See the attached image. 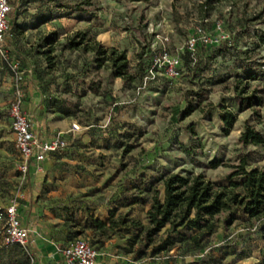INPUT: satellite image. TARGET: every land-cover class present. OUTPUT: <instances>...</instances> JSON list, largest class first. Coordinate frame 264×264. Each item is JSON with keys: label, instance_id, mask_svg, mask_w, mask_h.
Listing matches in <instances>:
<instances>
[{"label": "rangeland", "instance_id": "rangeland-1", "mask_svg": "<svg viewBox=\"0 0 264 264\" xmlns=\"http://www.w3.org/2000/svg\"><path fill=\"white\" fill-rule=\"evenodd\" d=\"M12 1L0 54V207L15 203L31 230L42 224L51 237L64 238L60 248L85 240L98 264L105 258L114 264H264L259 223L235 208L228 226L225 212L212 218L214 232L200 248L182 229L171 248L151 255L164 229L147 242L146 213L151 190L161 201L162 187L141 185L167 174H201L226 186L241 157L247 171L264 164V145L239 142L246 126L264 139V0H22L20 8ZM35 13L45 19L34 21ZM77 33L85 34L84 43L72 49L71 38L81 41ZM189 37L198 40L193 51L186 49ZM96 44L124 53L131 81L109 76L111 64L102 59L108 54L99 56ZM163 52L179 58L176 77L153 63ZM247 71L256 79H245ZM15 84L32 123L38 114L63 109L66 121L73 119L94 142L83 147L86 138H66L61 153L72 161L57 163L52 174L22 173L7 114ZM29 84L42 96L36 102L43 112L36 116L27 109ZM246 98H252L249 107ZM221 108L235 116L227 132ZM31 202L37 213H30ZM110 212L118 227H83L88 217L108 220ZM2 224L0 264H42L30 241L3 243Z\"/></svg>", "mask_w": 264, "mask_h": 264}, {"label": "trees", "instance_id": "trees-1", "mask_svg": "<svg viewBox=\"0 0 264 264\" xmlns=\"http://www.w3.org/2000/svg\"><path fill=\"white\" fill-rule=\"evenodd\" d=\"M131 2H145L147 0H129ZM11 2V0H10ZM22 6V4H21ZM41 15L34 16V21H41ZM24 27V26H23ZM81 41H75L71 38L68 46L72 49L79 47L84 43V33L75 35ZM47 44H49L47 42ZM96 52L99 56H108L102 58L109 61L111 78H120L124 84L132 80L127 74L128 63L124 53H117L113 49L104 50L96 44ZM93 51V48H84ZM189 58V54L185 55ZM101 60H99L100 62ZM191 62L188 60L187 64ZM245 79L255 80L256 72L247 71L244 73ZM247 107L250 106L249 101L252 98L244 99ZM186 110V114L191 110L190 106ZM61 115L68 116L66 110L60 109ZM223 123L224 131L227 132L233 122L235 116L228 110L221 108L219 114ZM242 146L259 147L264 145V139L252 127L246 126L239 137ZM248 161L241 157L238 164L234 167L227 180L226 186L216 185L204 178L203 175H191L182 177L177 174H167L163 177L152 178L151 182H144L148 190L152 183L160 184L162 187V200L157 198L158 190L152 189L151 199L152 205L146 213L148 228L145 233V240L150 242L151 238L156 236L164 229V238L150 250L151 255L159 254L171 248L175 243V237L181 235V230L191 232V236H187V240L195 248H200V241L214 232L215 225L212 218L222 212L226 213L223 219L224 226H228L233 218L232 209L239 210L248 219H254L259 224L257 232L264 237V164L259 168H253L249 171L245 170ZM217 164L209 163L208 167L213 168ZM112 213L106 221L88 217L84 228L106 232L110 228L118 227L119 224L111 220ZM122 224L123 221L121 220ZM133 223V222H132ZM167 226V228H165ZM15 245V244H14Z\"/></svg>", "mask_w": 264, "mask_h": 264}, {"label": "built area", "instance_id": "built-area-1", "mask_svg": "<svg viewBox=\"0 0 264 264\" xmlns=\"http://www.w3.org/2000/svg\"><path fill=\"white\" fill-rule=\"evenodd\" d=\"M11 11L10 0H0V54L3 55V42L6 38L8 16ZM201 43L207 44L208 38L201 35L198 39ZM194 37H189L186 41V49L193 51L197 41ZM160 62L165 73L170 77L179 74L180 60L177 56H170L163 52L153 59V63ZM16 80L20 79L15 73ZM24 97L22 90L15 84L12 98L7 107V114L10 120L13 142L19 154V170L27 172L30 163H42L46 157L51 156L67 147V143L62 134L41 138L32 129V123L23 109ZM0 221L2 224V239L7 245L27 246L32 235V230L22 225L15 203L0 207ZM64 264H98L97 251L83 239H75L67 243L59 250Z\"/></svg>", "mask_w": 264, "mask_h": 264}, {"label": "crops", "instance_id": "crops-1", "mask_svg": "<svg viewBox=\"0 0 264 264\" xmlns=\"http://www.w3.org/2000/svg\"><path fill=\"white\" fill-rule=\"evenodd\" d=\"M12 3L14 4V6L17 4L18 7L20 8L22 4V0H18L16 1V3L13 0ZM35 15L36 13L33 14V16ZM115 79H118V81H120L119 78H115ZM27 89L29 90V92L26 93L27 94L26 97L27 99H29L27 109L32 115L36 116L35 111L40 113L43 112V106L41 104L37 105L36 102V100H40L42 96L37 91V87L35 85L31 86V84H29ZM36 119L38 120V122L36 123L31 122V123L33 124L35 133L41 138L50 137L55 133H60L63 135L65 139L80 138L82 140L86 138L87 140L82 144L83 147L85 146L89 147L90 146L89 143H91V141L92 143L94 142L93 141L94 138H91L89 132L80 134L81 132H79L78 130L79 128L75 124V121L73 119L66 121V118L60 115L59 112L48 113V114L43 112L42 114H38ZM92 126H93L92 124H89L85 126L84 129L89 130V128ZM68 160L72 161L69 154H66L65 152L62 154L61 151H59L51 156L46 157V159L40 164H36L34 162L30 163L29 169L33 173L41 172L44 175L50 173L52 174L54 173V170L58 165L57 163ZM30 208H31V212H30L31 214L37 213L36 209H38V207H36L35 203L31 202ZM33 208L35 210H32ZM31 217H33V215ZM96 219H100L102 221L106 220V218H96ZM21 222L23 226L30 228L28 224H26L22 220ZM32 231L33 232L30 237V245L32 248H34L37 251V254L42 264H64L63 259L59 254V250L61 249L60 247L62 243H64L66 240L64 238L56 239L54 237H51L50 228L42 224L35 225ZM100 262L101 264L115 263L113 259H109V258H105V260H102Z\"/></svg>", "mask_w": 264, "mask_h": 264}]
</instances>
